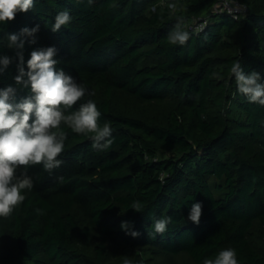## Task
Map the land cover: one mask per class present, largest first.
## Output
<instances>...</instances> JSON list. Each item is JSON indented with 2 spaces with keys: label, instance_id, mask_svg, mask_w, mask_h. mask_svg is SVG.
Instances as JSON below:
<instances>
[{
  "label": "trees",
  "instance_id": "1",
  "mask_svg": "<svg viewBox=\"0 0 264 264\" xmlns=\"http://www.w3.org/2000/svg\"><path fill=\"white\" fill-rule=\"evenodd\" d=\"M215 1L34 0L0 23V57L12 59L0 89H17L10 102L30 88L15 84L20 50L8 36L39 25L35 43L20 37L25 71L33 50L54 47L57 70L91 93L71 111L92 100L113 130L99 151L91 134L61 125L60 167L29 166L32 189L0 218V264H203L226 248L238 264H264V105L239 93L230 72L239 62L264 84V0H237L248 9L238 19L214 12ZM62 11L71 21L54 33ZM178 21L189 39L171 45ZM194 203L199 224L188 219Z\"/></svg>",
  "mask_w": 264,
  "mask_h": 264
},
{
  "label": "clouds",
  "instance_id": "2",
  "mask_svg": "<svg viewBox=\"0 0 264 264\" xmlns=\"http://www.w3.org/2000/svg\"><path fill=\"white\" fill-rule=\"evenodd\" d=\"M33 6L34 0H0V23L14 20L17 13H26ZM169 8L175 10L176 4H170ZM54 20L51 31L55 33L70 23L71 16L68 11H62ZM38 31L39 25H36L8 36V47L20 50L17 51L18 74L14 77L15 84L24 89L30 88V95L19 103H12L10 101L15 99L17 89L11 85L0 89V218L4 219L9 218L14 209L23 203L26 197L22 193L33 187V181L26 171L29 166L42 165L48 172L60 167L62 161L57 157L63 152L67 138L61 130L62 124L73 133L91 134L92 147L96 150H106L112 143L109 137L113 130L108 123L100 125L101 112L92 100L79 104L78 109L71 111L86 94L91 93L62 69L57 70L58 61L54 59L57 50L54 47L33 50L25 71L22 52L24 40L20 37L32 38L31 42L35 43ZM188 39L189 33L182 29V22L178 21L169 33V43L184 45ZM11 63L10 57H0V72ZM230 72L239 93L246 96L249 102L264 105V84L259 82V73L246 74L239 62L232 64ZM19 168L25 171L17 175ZM130 208L143 212L139 201L133 202ZM201 214L202 205L194 203L188 219L199 224ZM170 222L171 217L155 220L154 233L163 235ZM121 227L127 230L128 224L124 222ZM129 234L139 236L135 231ZM123 264H131V261L125 259ZM203 264H238L236 251L223 249L214 259H205Z\"/></svg>",
  "mask_w": 264,
  "mask_h": 264
},
{
  "label": "built area",
  "instance_id": "3",
  "mask_svg": "<svg viewBox=\"0 0 264 264\" xmlns=\"http://www.w3.org/2000/svg\"><path fill=\"white\" fill-rule=\"evenodd\" d=\"M247 6L237 0H216L214 4V12L224 13L233 19L244 17L247 14ZM206 22H200L195 25V29L201 31Z\"/></svg>",
  "mask_w": 264,
  "mask_h": 264
}]
</instances>
